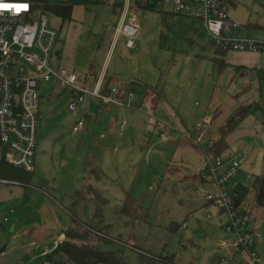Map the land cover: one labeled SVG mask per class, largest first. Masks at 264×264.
Wrapping results in <instances>:
<instances>
[{
	"label": "rangeland",
	"instance_id": "1",
	"mask_svg": "<svg viewBox=\"0 0 264 264\" xmlns=\"http://www.w3.org/2000/svg\"><path fill=\"white\" fill-rule=\"evenodd\" d=\"M43 1L50 25L59 33L50 63L81 77L104 70L103 78L105 74L107 80L111 78V86L115 84L117 94L122 90L123 97L120 105L110 103L107 108L88 94L75 115L67 109L70 89L54 80L42 83L31 180L0 184V249L5 247L0 264H48L43 254L60 236V219L71 223L79 190L85 195L78 211L82 220L87 221L96 209V198L89 199L85 192L91 182L108 198L102 215L107 233L122 239L117 248L126 263L142 264V249L153 256L174 254L178 264H218L228 254L222 243L234 239V229H223L229 225L227 215H219L217 205L205 198L207 192L215 193L214 187L204 185L199 191L196 178L202 148L193 146L190 134L207 113L213 118L208 135L219 137L229 115L241 103H251L248 115L227 135L224 156L241 154L239 163L245 171L239 177L250 173L249 185L264 172V52L257 62L245 60L250 69L243 76L234 66L231 71L219 68L213 59L217 46L202 21L176 15L170 2L141 5L137 46L128 48L127 37L120 35L112 47L123 0H116V5ZM223 2L242 27L238 37H264V0ZM70 3V16L54 11ZM247 23L260 27L250 29ZM232 51L224 56L226 61L237 56ZM146 84L154 87L155 94L144 99ZM86 87L94 88V81ZM154 95L159 96L156 103ZM215 106L219 112L213 117ZM79 120L85 121L84 126L75 131ZM88 164L101 169V180H95ZM127 192L148 209L146 219L132 230L126 224L129 219L116 211ZM255 198L251 189L245 205L246 228L256 232V248L264 261V205H257ZM85 205L88 215L81 212ZM64 237L63 233L58 241ZM233 258L239 262L241 257Z\"/></svg>",
	"mask_w": 264,
	"mask_h": 264
},
{
	"label": "built area",
	"instance_id": "2",
	"mask_svg": "<svg viewBox=\"0 0 264 264\" xmlns=\"http://www.w3.org/2000/svg\"><path fill=\"white\" fill-rule=\"evenodd\" d=\"M82 1V0H81ZM86 1V0H83ZM98 3L116 0H93ZM142 0L146 5L170 2L173 12L188 13L202 21L210 39L217 46L227 50L264 52V37H238L236 32L242 29L225 8L223 0ZM0 3L27 4V9L20 12L0 9V142L6 148L5 158L11 166L27 172L34 170L37 142V123L40 115L42 83L58 81L61 88H68L72 94L68 104L69 112L77 114V107L88 94L98 97L103 104H118L117 89L111 87L108 92H101L103 72L95 79L94 88L86 87L87 78L65 68L53 66L51 56L59 33L47 17V4L43 0H0ZM138 0H123L119 21L115 28V47L120 35L127 37L126 46L136 47L135 38L139 28ZM113 49V48H112ZM143 109V107L141 108ZM85 121L74 123L73 130L78 131ZM211 117L208 114L197 120L194 141L200 145L204 154L197 172L205 176L207 183H212L214 192H207L206 198L217 205L229 220L227 231L234 229V239L222 245L227 249V256L219 258L218 264H264L256 248V232L246 228L249 222L247 211H240L231 187L243 183L246 185L251 176L247 173L242 180H237L240 172L239 156L230 159L222 156L212 157L203 146V138L209 133ZM164 140V136L162 137ZM213 143V141H212ZM212 146V144L208 145ZM0 184H19V182L0 177ZM199 188L203 189V184ZM59 241L52 247H56ZM32 244H36L35 241ZM47 251L44 255L47 254ZM234 254L240 255V261L234 260Z\"/></svg>",
	"mask_w": 264,
	"mask_h": 264
},
{
	"label": "trees",
	"instance_id": "3",
	"mask_svg": "<svg viewBox=\"0 0 264 264\" xmlns=\"http://www.w3.org/2000/svg\"><path fill=\"white\" fill-rule=\"evenodd\" d=\"M140 5H142L143 7L146 6V8L153 7L151 5H144L143 3ZM54 11H56L57 13L61 14L64 17L70 16L71 3L60 4L55 7ZM175 14L186 15L192 19H195L193 18V16H191L188 13L179 12ZM253 25L254 24L247 23L246 27H250V29H252L254 27ZM229 50L231 49L225 50L219 46L216 47V54L222 57V58H218L217 56H215L213 58L216 66L219 65V68H222L221 65H224L225 63L224 56ZM98 75H93V78L97 79ZM88 76H85V78L88 79ZM111 83H112V79L110 78L109 80H107L105 74L104 82L102 85V92H108L113 86V85L111 86ZM145 90L146 93L143 96L144 99L150 98L153 94H155L154 87L151 85L146 84ZM158 97H159L158 95L157 96L154 95L152 101L156 103ZM246 102L241 103L242 105L234 113L229 115L226 126L224 127V129L221 130L219 137L206 135V137L203 138L204 149H207L206 151L212 157L222 156L225 159L228 158L230 159V157L234 156V155L224 156L226 149L228 148L227 135L231 130H233L243 121L245 116L248 115L250 111L249 109H251L253 105L249 102L247 103ZM218 108L219 107H217L214 110L213 117L216 114H218ZM212 120L213 118H211V121ZM195 126L193 132L190 134V140H192L194 147L199 148L201 146L197 145V143L194 141V139L196 138L194 137ZM210 144H212L211 147L208 146ZM5 150L6 148L0 142V177L9 179L11 181L15 180L20 184L22 183L28 184L31 180V174L33 171L27 172L21 168L11 166L5 158ZM89 171L90 173L95 175V180L99 178H100L99 180H101V178H103L102 177L103 172L99 167L91 166L89 168ZM241 173H242V169L240 168L239 175ZM198 175L201 174L199 173ZM239 175L236 177L237 180H242L243 178L241 179ZM203 177H204V182H207L205 176ZM253 182L254 183L251 185H249V182L246 183V185L240 183L235 185L234 187H231L230 189V191H232V193L234 194V198L236 199L237 206L241 208L240 209L241 212L242 210H247L245 208V204L248 198V193L251 189L255 190L256 204L259 205L260 207L264 205V172L260 175H256ZM85 192L90 195L88 196L89 199L92 200L96 198V202H98L96 209L93 211L92 215L88 217L89 219L87 221L82 220V216L78 214V211L82 204L81 201L85 197V195H82V193H84V190L83 191L79 190V192L76 195V199L73 202V209L71 210V214H70L72 218L71 223H69L66 228L62 229V232L65 234V237L64 239H62L61 242L57 244L56 247H51L49 249L50 251L47 252L45 258L46 263L48 262V264H129L123 261L122 259L123 252L122 250H120V248H117V246L122 245L120 243L122 239L113 236L110 233H107L108 227L102 215V207L104 205H107L108 198L104 196L102 190H100V188L96 186L94 182L85 185ZM89 211H90L89 206L87 205L81 208V212L83 215H88L90 213ZM116 211L120 214V216L122 217L124 216L129 219L126 224L128 225L130 224L129 226H131V230H132L136 224L146 219L147 217L146 214L148 212V209L141 204L140 199L135 198L130 192H127L126 197L123 199V203L116 208ZM76 214H78L80 218L76 216ZM140 253H141L142 264H178L177 261H175L174 254H169L166 256H162V255L153 256L143 251L142 249H140Z\"/></svg>",
	"mask_w": 264,
	"mask_h": 264
},
{
	"label": "crops",
	"instance_id": "4",
	"mask_svg": "<svg viewBox=\"0 0 264 264\" xmlns=\"http://www.w3.org/2000/svg\"><path fill=\"white\" fill-rule=\"evenodd\" d=\"M233 4H235V3H233ZM236 5V4H235ZM227 9H228V6H227ZM229 12V11H228ZM231 14V13H230ZM120 15V14H119ZM231 16L233 17V15L231 14ZM254 27H257V25H253ZM259 27V26H258ZM241 30V29H240ZM125 46H126V44H125ZM135 48V47H134ZM134 48H131V49H134ZM229 51H232V50H229ZM228 52V51H227ZM232 52H236L235 50L234 51H232ZM238 52V51H237ZM236 52V55L237 56H235L234 57V59H232L231 61H226V58H224V61H225V63H224V65H221V67H223V69H226V70H228V71H231V67L233 68V66L236 68V73L237 74H240V75H242L243 76V74H246V69H248L249 68V66H247L246 65V63H245V60H246V62H247V59L249 58V59H252V62L251 63H253L254 61H258V59L260 58V54H261V52H251V51H242V52H240L239 51V53H237ZM108 53H111V51L109 50L108 51ZM227 54V53H226ZM262 54H264V53H262ZM110 56V55H109ZM109 56H107L106 57V59L107 58H109ZM216 56L218 57V58H222L221 56H219V55H217L216 54ZM226 56V55H225ZM238 56H240L239 58H237ZM250 69V68H249ZM102 70V69H101ZM100 73H101V71H99ZM90 80H92V81H94V85H95V80H94V78H93V76H88V79L86 80V83L85 84H87L88 83V81H90ZM113 86H115V84L113 83ZM117 87L119 88V86L117 85ZM122 90H120L119 89V93L121 92ZM145 92H146V90H145ZM118 93V94H119ZM119 97H123L122 96V94L120 93V96ZM121 101H122V99H121ZM109 105V104H108ZM107 105V108H109V106ZM118 105V104H117ZM139 107V109H141L143 106L142 105H140V106H138ZM218 106H215V108H217ZM144 108V107H143ZM239 108V107H238ZM218 112H219V108H218ZM77 114H78V112H77ZM183 137H186V136H183ZM216 137V136H215ZM201 152V151H200ZM198 154V153H197ZM198 157L202 160L203 159V152H201V154L199 153L198 154ZM88 168H89V164H88ZM242 169V171L244 170L243 168H241ZM245 171V170H244ZM203 176L202 175H197V178H196V181H197V183H198V185L200 184V183H203V186L204 185H211V186H213L214 187V189L216 190V187L212 184V183H207V182H204V177L202 178ZM203 191L204 190V188L203 189H201V188H199V191ZM206 197V196H205ZM208 200V199H207ZM208 202H211V201H209L208 200ZM211 203H213V202H211ZM214 204V203H213ZM215 205V204H214ZM246 205V204H245ZM218 208V207H217ZM245 208H246V206H245ZM217 213L219 214V215H226L225 213H223L221 210H219L218 209V211H217ZM227 219H228V217H227ZM227 228V227H226ZM226 228H223V229H225V230H227ZM14 228L12 227V230H13ZM133 233V232H132ZM62 234H63V232L61 231V233H60V236L58 237V239L57 240H55V242L56 241H58L59 239H61V237H62ZM129 234H130V232H129ZM65 235V234H64ZM134 236V235H133ZM33 242V241H32ZM32 244V243H31ZM32 245H34V244H32ZM54 245V244H53ZM50 249V248H49ZM47 250V249H46ZM4 252V251H3ZM45 253V252H44ZM44 255V254H43ZM47 255V254H46ZM46 255H44V257L46 258ZM48 263V262H47Z\"/></svg>",
	"mask_w": 264,
	"mask_h": 264
},
{
	"label": "snow or ice",
	"instance_id": "5",
	"mask_svg": "<svg viewBox=\"0 0 264 264\" xmlns=\"http://www.w3.org/2000/svg\"><path fill=\"white\" fill-rule=\"evenodd\" d=\"M27 4L22 3H0V9L8 10L12 9L16 12H20L22 9H27Z\"/></svg>",
	"mask_w": 264,
	"mask_h": 264
},
{
	"label": "water",
	"instance_id": "6",
	"mask_svg": "<svg viewBox=\"0 0 264 264\" xmlns=\"http://www.w3.org/2000/svg\"><path fill=\"white\" fill-rule=\"evenodd\" d=\"M60 223L62 224L63 228H66L68 226V224L62 220V218L60 219ZM4 248H1L0 251L3 252L4 251Z\"/></svg>",
	"mask_w": 264,
	"mask_h": 264
}]
</instances>
